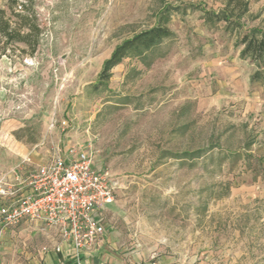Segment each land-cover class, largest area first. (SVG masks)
Returning a JSON list of instances; mask_svg holds the SVG:
<instances>
[{"label": "rangeland", "instance_id": "rangeland-1", "mask_svg": "<svg viewBox=\"0 0 264 264\" xmlns=\"http://www.w3.org/2000/svg\"><path fill=\"white\" fill-rule=\"evenodd\" d=\"M249 1L247 27L264 28V0ZM17 2L33 6L42 35L33 55L22 44L0 55V179L23 158L92 144L118 183L103 237L122 264H264V84L251 83L255 67L225 24L203 20L221 0ZM166 7L175 38L152 66L126 59L94 89L115 47ZM45 229L16 228L7 258L38 255Z\"/></svg>", "mask_w": 264, "mask_h": 264}, {"label": "built area", "instance_id": "built-area-1", "mask_svg": "<svg viewBox=\"0 0 264 264\" xmlns=\"http://www.w3.org/2000/svg\"><path fill=\"white\" fill-rule=\"evenodd\" d=\"M50 123L55 127L54 116ZM95 157L92 144H69L37 165L23 158L0 179V246L22 222L40 223L57 230L72 247L77 264H84L82 256L105 235L102 212L114 203L118 184L109 170L96 166Z\"/></svg>", "mask_w": 264, "mask_h": 264}, {"label": "trees", "instance_id": "trees-1", "mask_svg": "<svg viewBox=\"0 0 264 264\" xmlns=\"http://www.w3.org/2000/svg\"><path fill=\"white\" fill-rule=\"evenodd\" d=\"M223 8L220 11H204L203 20L207 25L216 27L224 23V30L235 36V48L240 51L241 60L249 61L255 71L251 76V83L264 84V28L247 27L248 21H254L250 17L249 0H221ZM171 7H166L160 14L157 23L149 29L134 34L115 47L111 56L104 61L98 83L93 87L97 91L102 87L106 89L112 78V71L126 59H136L145 67H151L155 61V53L164 42L175 38V33L170 28ZM42 28L33 10V6L27 2L19 4L17 0L9 1L7 9L0 8V55H6L7 51L15 45H23L18 48L21 55H33L39 45ZM202 151L183 153L179 158L200 159ZM235 162L242 159L240 154L232 157Z\"/></svg>", "mask_w": 264, "mask_h": 264}, {"label": "crops", "instance_id": "crops-1", "mask_svg": "<svg viewBox=\"0 0 264 264\" xmlns=\"http://www.w3.org/2000/svg\"><path fill=\"white\" fill-rule=\"evenodd\" d=\"M24 224L27 225L38 223L24 221L19 226H22ZM19 226L11 229L7 233V236H5L1 241L0 264H77V260L73 253L72 247L68 243L62 241L61 236L57 230L48 229L45 230H48L50 234L49 245L44 246L42 250L39 251L38 255H34L31 257L26 250H23L21 251V254L24 255L23 258H20L17 262L9 260V258H7V255L10 247L7 245L8 242H10V238L13 236L14 230ZM104 237L99 238L91 251L86 252L82 256L84 264H122L120 259L117 260L116 257H113L111 255L107 246L109 239L107 240ZM57 247H60V252L56 251Z\"/></svg>", "mask_w": 264, "mask_h": 264}]
</instances>
